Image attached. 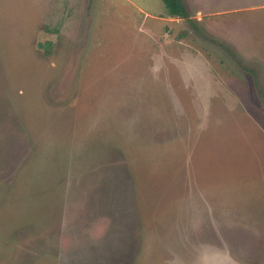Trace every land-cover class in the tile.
Listing matches in <instances>:
<instances>
[{"label": "rangeland", "instance_id": "374dc122", "mask_svg": "<svg viewBox=\"0 0 264 264\" xmlns=\"http://www.w3.org/2000/svg\"><path fill=\"white\" fill-rule=\"evenodd\" d=\"M183 2L0 0V264H264V0Z\"/></svg>", "mask_w": 264, "mask_h": 264}, {"label": "trees", "instance_id": "16d2710c", "mask_svg": "<svg viewBox=\"0 0 264 264\" xmlns=\"http://www.w3.org/2000/svg\"><path fill=\"white\" fill-rule=\"evenodd\" d=\"M162 2L166 8L167 13L170 16L176 15L178 17L188 20L189 22H192L190 18L189 10L186 7L183 0H162ZM48 45L49 42L45 43L43 46L48 47Z\"/></svg>", "mask_w": 264, "mask_h": 264}, {"label": "crops", "instance_id": "0c3cea01", "mask_svg": "<svg viewBox=\"0 0 264 264\" xmlns=\"http://www.w3.org/2000/svg\"><path fill=\"white\" fill-rule=\"evenodd\" d=\"M189 10V9H188Z\"/></svg>", "mask_w": 264, "mask_h": 264}]
</instances>
